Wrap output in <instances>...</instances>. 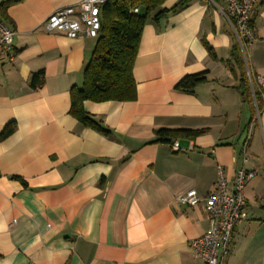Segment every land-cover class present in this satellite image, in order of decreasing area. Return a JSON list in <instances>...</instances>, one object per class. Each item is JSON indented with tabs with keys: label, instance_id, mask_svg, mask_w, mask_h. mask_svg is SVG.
<instances>
[{
	"label": "crops",
	"instance_id": "obj_1",
	"mask_svg": "<svg viewBox=\"0 0 264 264\" xmlns=\"http://www.w3.org/2000/svg\"><path fill=\"white\" fill-rule=\"evenodd\" d=\"M79 1L22 0L6 10L16 56L0 57V132L14 124L0 138V264H208L190 247L209 227L205 202L180 197L214 190L219 166L231 179L240 168L258 172L245 186L246 205L221 264H264V101L258 107L243 96L225 62L235 35L224 14L193 0L148 21L134 66L137 98L84 101L111 130L106 135L70 113L71 88L82 86L96 38L46 27L55 9ZM252 19L249 63L264 78V3ZM38 71L45 79L34 88ZM199 72L207 80L193 92L176 88ZM159 128L204 132L163 142Z\"/></svg>",
	"mask_w": 264,
	"mask_h": 264
},
{
	"label": "trees",
	"instance_id": "obj_2",
	"mask_svg": "<svg viewBox=\"0 0 264 264\" xmlns=\"http://www.w3.org/2000/svg\"><path fill=\"white\" fill-rule=\"evenodd\" d=\"M22 0H0L2 18L8 22L7 8ZM166 0H109L101 8V29L96 37V44L90 59L83 69V84L71 88L70 113L84 126L96 129L106 135L111 130L96 120L84 108V101H131L137 98V83L134 76V66L140 48V42L145 25L148 21L159 23L162 17L178 13L190 5L193 0H178L171 7H164ZM138 8V12L133 9ZM251 26L254 27L253 19ZM210 57L217 59L215 49L202 37ZM227 66L239 75V85L243 96L252 97L258 107H261L264 97V87L252 91L245 60L241 47L236 40L232 44L230 59ZM239 70V73H237ZM43 71L34 72L30 83L32 87H40L44 83ZM207 80L206 72L185 75L176 88L185 92L194 89ZM14 131V124H8L0 132V138L5 139ZM204 132L192 129L159 128L156 130L159 141L172 142L180 137L194 138Z\"/></svg>",
	"mask_w": 264,
	"mask_h": 264
},
{
	"label": "built area",
	"instance_id": "obj_3",
	"mask_svg": "<svg viewBox=\"0 0 264 264\" xmlns=\"http://www.w3.org/2000/svg\"><path fill=\"white\" fill-rule=\"evenodd\" d=\"M108 1L80 0L75 4L59 7L48 16L46 27L50 31H62L70 38L81 35L96 38L101 29V8ZM208 1L224 14L233 30L242 50L252 91L254 92L256 84L263 88L264 78L253 73L248 50L254 39L252 13L254 7L264 3V0ZM133 11L138 12V8ZM15 35L16 31L2 18L0 11V57L5 55L11 60L15 58ZM251 137L252 127L243 141L244 161H247ZM173 148L180 149L177 143H174ZM218 173L216 187L204 197L199 196L195 189L188 190L180 197L184 203L193 206L201 201L205 202L209 227L205 233L191 241L190 247L195 256L204 259L208 264H221L230 253L233 232L246 205L245 186L258 172L255 169L240 168L235 178L231 179L226 176L224 168L219 166Z\"/></svg>",
	"mask_w": 264,
	"mask_h": 264
},
{
	"label": "bare ground",
	"instance_id": "obj_4",
	"mask_svg": "<svg viewBox=\"0 0 264 264\" xmlns=\"http://www.w3.org/2000/svg\"><path fill=\"white\" fill-rule=\"evenodd\" d=\"M233 31V30H232ZM234 34V33H233ZM237 40V39H236ZM252 88V87H251ZM264 94V93H263ZM259 112V111H258Z\"/></svg>",
	"mask_w": 264,
	"mask_h": 264
},
{
	"label": "rangeland",
	"instance_id": "obj_5",
	"mask_svg": "<svg viewBox=\"0 0 264 264\" xmlns=\"http://www.w3.org/2000/svg\"><path fill=\"white\" fill-rule=\"evenodd\" d=\"M255 90V89H254ZM264 95V94H263Z\"/></svg>",
	"mask_w": 264,
	"mask_h": 264
}]
</instances>
